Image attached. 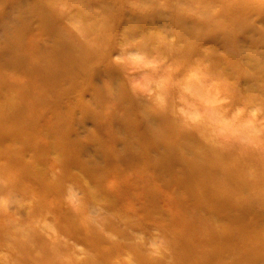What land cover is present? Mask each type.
<instances>
[{
    "label": "rangeland",
    "instance_id": "obj_1",
    "mask_svg": "<svg viewBox=\"0 0 264 264\" xmlns=\"http://www.w3.org/2000/svg\"><path fill=\"white\" fill-rule=\"evenodd\" d=\"M232 188L264 193V0H0V264H264Z\"/></svg>",
    "mask_w": 264,
    "mask_h": 264
},
{
    "label": "bare ground",
    "instance_id": "obj_2",
    "mask_svg": "<svg viewBox=\"0 0 264 264\" xmlns=\"http://www.w3.org/2000/svg\"><path fill=\"white\" fill-rule=\"evenodd\" d=\"M194 176L195 179L198 178V176ZM210 193L212 192L206 189L204 194H208L212 197ZM204 198L206 199L205 202H207V204L221 202L219 198L213 199L209 196H205ZM222 202L229 209L231 207V210L239 214L240 217L241 214H248L249 216H252L254 220H258V218L260 217H262V219L264 218V211L262 210L264 209V193L256 192L255 194H251L250 192L245 191L244 189L241 190L240 188H232V191H230V193L227 192L224 194Z\"/></svg>",
    "mask_w": 264,
    "mask_h": 264
}]
</instances>
